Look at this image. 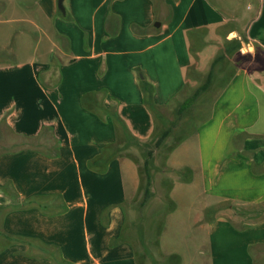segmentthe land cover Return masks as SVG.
Wrapping results in <instances>:
<instances>
[{
    "label": "crops",
    "instance_id": "1",
    "mask_svg": "<svg viewBox=\"0 0 264 264\" xmlns=\"http://www.w3.org/2000/svg\"><path fill=\"white\" fill-rule=\"evenodd\" d=\"M28 1L31 18L0 21H23L42 33L27 62L4 64L0 45V126L22 140L0 154V264H54L38 248L8 244L3 233L57 247L69 264H138L125 183L126 172L138 188V167L117 158L105 172L90 168L117 141L104 109H116L134 137L149 141L157 123L142 83L153 87L163 116L184 92L191 68L214 63L223 42L237 47L233 72L197 130L193 158L169 157L171 169L191 171L170 198L185 185L209 201L206 213L223 203L261 210L239 224L211 216L200 229L216 241L230 237L240 248L237 264L262 260L264 0H62L64 12L59 0ZM24 7L0 0L4 15ZM42 18L52 31L39 24ZM34 197L43 209L15 208ZM243 224L246 231L238 233Z\"/></svg>",
    "mask_w": 264,
    "mask_h": 264
},
{
    "label": "rangeland",
    "instance_id": "2",
    "mask_svg": "<svg viewBox=\"0 0 264 264\" xmlns=\"http://www.w3.org/2000/svg\"><path fill=\"white\" fill-rule=\"evenodd\" d=\"M21 1L25 5L22 11L18 9L15 11L16 14L7 15L0 12V21L10 16L31 18L29 15L32 12L27 8L29 1ZM40 21L41 26L53 30L52 24L45 22V18ZM40 37H42L40 29L30 23L18 21L0 24V45L6 46L3 49V63L27 62L34 58L33 50ZM220 47L215 56V65L212 63L214 60L211 61L212 65L211 63L203 65L198 70L197 64L194 65L184 92L171 108L165 110L163 116L161 114L156 120L155 141L162 131L171 130L164 144L159 149H156L152 143L129 150L138 167L139 186L135 189V182L125 172L129 197L126 203L127 230L136 251L138 264H225V262L237 264L233 258L234 254L241 252L239 247L234 250L231 238L226 237L223 241H216L211 237L209 230L202 227L209 223L207 219L211 216L216 217L215 219L224 217L229 223L233 220L239 224L242 219L248 221L257 218L261 212V210L246 212L244 208L235 204L223 203L206 213L205 206L209 201L197 197V190L185 185H180L177 191L179 195L176 194L173 200L170 198L175 185L184 183V180L191 176V171H175L170 168L167 161L173 153H175L174 157L193 158L189 149L197 141V130L208 118L215 99L234 69L231 59L237 47L224 42ZM40 50L45 59L49 61L52 58L47 40L41 38ZM211 72L213 79L209 89L196 100L192 108L179 114L180 106L206 82ZM21 142L22 140L13 135L8 128L0 126V154L17 150L16 145H20ZM149 151H154L153 157H148ZM147 159L150 161L151 175V194L148 198L145 194L147 180L144 175V163ZM186 193L190 194V197ZM243 226L244 224L236 227L238 233L246 231ZM255 264H264V257Z\"/></svg>",
    "mask_w": 264,
    "mask_h": 264
},
{
    "label": "trees",
    "instance_id": "3",
    "mask_svg": "<svg viewBox=\"0 0 264 264\" xmlns=\"http://www.w3.org/2000/svg\"><path fill=\"white\" fill-rule=\"evenodd\" d=\"M212 79H213V73L211 72L208 75L206 82L194 93V95H192L180 106L178 110L179 114H182L184 111L193 107L196 100L209 89L212 83ZM142 89L145 94V104L147 105L149 111L153 114V117H155V120H157L161 116V110L154 102L153 99L154 89L151 85L147 84L146 82L142 83ZM104 111L107 114H110L113 119L117 133V141L113 144L108 145L97 159L90 162V168L92 170L105 172L108 169L109 164L117 158H130L131 160H133L132 154L129 151L132 148L134 149L141 146H148L154 143L156 149H159L171 134V130L166 129L165 131H162L160 133L161 134L160 137L155 141L156 139L155 137L157 134V130H156L155 134L153 135V137H151L149 141L147 142L140 141L130 133L125 122L118 115L116 109H110V110L104 109ZM153 153L154 151H149L147 153L148 157H153ZM149 162L150 161L147 159L144 163V175L146 176V180H147V188L145 190L146 198H148L151 194L150 191L151 175L149 169ZM39 200L40 198L34 197L24 201L20 206H17L15 208L24 209L33 206H39L40 208H42ZM3 238L8 240V244L21 243L29 247L38 248L42 253H44L49 258H51L54 264H69L65 260H63L62 254L57 247L45 245L39 242L30 241L22 237L10 236L6 233H3ZM178 260L179 259H177V262Z\"/></svg>",
    "mask_w": 264,
    "mask_h": 264
},
{
    "label": "water",
    "instance_id": "4",
    "mask_svg": "<svg viewBox=\"0 0 264 264\" xmlns=\"http://www.w3.org/2000/svg\"><path fill=\"white\" fill-rule=\"evenodd\" d=\"M59 8H60L61 11L64 12V7H63V1L62 0H59ZM158 26H159V24H158Z\"/></svg>",
    "mask_w": 264,
    "mask_h": 264
}]
</instances>
